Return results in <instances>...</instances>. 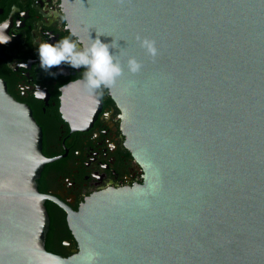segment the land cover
Instances as JSON below:
<instances>
[{
  "label": "water",
  "instance_id": "1",
  "mask_svg": "<svg viewBox=\"0 0 264 264\" xmlns=\"http://www.w3.org/2000/svg\"><path fill=\"white\" fill-rule=\"evenodd\" d=\"M60 3L83 46L116 41L106 89L142 183L58 203L77 248L47 251L41 130L0 79V264H264V0Z\"/></svg>",
  "mask_w": 264,
  "mask_h": 264
},
{
  "label": "flooded vegetation",
  "instance_id": "2",
  "mask_svg": "<svg viewBox=\"0 0 264 264\" xmlns=\"http://www.w3.org/2000/svg\"><path fill=\"white\" fill-rule=\"evenodd\" d=\"M69 30L60 0H0V33L10 38L0 44V79L41 130V152L48 162L36 185L48 197L45 246L62 257L75 253L77 246L58 203L76 211L93 193L142 183L109 91L104 88L97 103L95 93L73 83L82 79L83 68L62 62L58 67L63 72L50 76L40 67L38 44L55 42ZM51 71L57 72V67Z\"/></svg>",
  "mask_w": 264,
  "mask_h": 264
},
{
  "label": "clouds",
  "instance_id": "3",
  "mask_svg": "<svg viewBox=\"0 0 264 264\" xmlns=\"http://www.w3.org/2000/svg\"><path fill=\"white\" fill-rule=\"evenodd\" d=\"M101 35L104 34L96 33L95 38L89 37L90 43L82 47H78L80 38L71 30L68 36L55 42H40L36 55L41 69L48 75L55 76L63 72V69L58 67L62 62L73 69L83 68L82 79L73 83L82 85L90 94L95 93L99 103L103 97V89L110 88L116 77L122 73L120 51H113L117 48L116 41L103 42ZM9 39L7 35L0 33V44L8 42ZM140 45L146 48L149 54H154L152 41L145 38L140 40ZM126 62L131 72H136L140 67L135 57L128 56ZM54 66L57 67V72L51 71Z\"/></svg>",
  "mask_w": 264,
  "mask_h": 264
},
{
  "label": "trees",
  "instance_id": "4",
  "mask_svg": "<svg viewBox=\"0 0 264 264\" xmlns=\"http://www.w3.org/2000/svg\"><path fill=\"white\" fill-rule=\"evenodd\" d=\"M63 225H64V222H63ZM66 227H67V226H66ZM67 229H68V228H67ZM68 231H69V230H68ZM45 249H46L47 251H49V248H48V247H46V246H45Z\"/></svg>",
  "mask_w": 264,
  "mask_h": 264
}]
</instances>
